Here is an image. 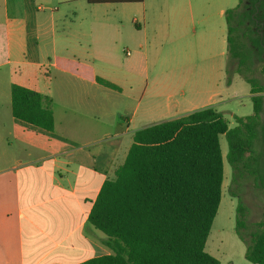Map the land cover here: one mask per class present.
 <instances>
[{
  "label": "crops",
  "instance_id": "obj_1",
  "mask_svg": "<svg viewBox=\"0 0 264 264\" xmlns=\"http://www.w3.org/2000/svg\"><path fill=\"white\" fill-rule=\"evenodd\" d=\"M38 1L1 0L0 5V264H83L111 254L106 236L89 223V215L104 182L115 178L127 156L122 142L108 140L102 130L111 122L106 106L111 91L130 113L140 102L136 82L164 49L173 50L174 57L179 51L193 54L220 75L228 60L231 70L235 62L228 52L225 14L233 8L232 0H143L135 3L140 8L128 22L117 20L124 13L120 9L107 11L101 29L91 22L114 45L105 52L95 45L98 33L89 35L85 45L75 44L72 29L55 16L58 9L47 16ZM118 42L127 57L131 50L139 56L128 63L119 91L100 84L97 78L107 77L95 67L111 62ZM185 59H173L170 63L178 65L170 71L197 61ZM51 70L54 77H68L73 88L54 91ZM13 85L51 99L52 132L15 119ZM57 98L66 109L61 127L54 109ZM91 123L97 136L85 129Z\"/></svg>",
  "mask_w": 264,
  "mask_h": 264
},
{
  "label": "trees",
  "instance_id": "obj_2",
  "mask_svg": "<svg viewBox=\"0 0 264 264\" xmlns=\"http://www.w3.org/2000/svg\"><path fill=\"white\" fill-rule=\"evenodd\" d=\"M225 14L229 55L251 71L264 59V0H238ZM90 5L135 4L143 0H86ZM263 33H260L259 31ZM251 85L254 115L236 117L237 126L213 108L136 131L115 178L104 182L89 215L101 231L110 255L83 264H220L206 252L225 180L220 136L228 144L227 162L234 179L256 175L251 163L264 113V85L244 75ZM105 87L117 86L97 78ZM49 97L13 85L15 119L46 132L55 129ZM261 174L262 169L260 170ZM258 175V174H257ZM264 183L263 175H259ZM237 198V231L247 242L246 260L264 264V221L249 239L247 208Z\"/></svg>",
  "mask_w": 264,
  "mask_h": 264
},
{
  "label": "rangeland",
  "instance_id": "obj_3",
  "mask_svg": "<svg viewBox=\"0 0 264 264\" xmlns=\"http://www.w3.org/2000/svg\"><path fill=\"white\" fill-rule=\"evenodd\" d=\"M231 4V7L235 8L239 1L232 0ZM36 5L44 7L46 12L44 14L47 16H50L51 9H58L55 11L58 12L55 16L64 19L65 26L72 29L75 44L81 42L85 45L89 40L87 38L89 35L98 33L99 37L95 45L103 47L104 52L106 47H110V45L114 47V45L108 41V34L102 35L99 31L97 32L91 22L101 29L100 26L106 22V12L114 9L124 12L116 17L117 20L125 19L128 22L140 8L135 4L90 5L86 0H39ZM65 16L66 18H64ZM80 32L82 33L80 34ZM259 32L263 33L261 30ZM103 37L107 40L104 41ZM115 49V56L111 57V62H99L95 64V67L99 73L107 77L106 81L115 84L119 91L123 87L128 63L135 59L139 60V56H136L131 50L132 55L127 57L126 48L120 42ZM153 51L155 54L157 53L156 50ZM172 51L161 50L160 59L154 62L155 65L149 64L147 75L141 76L140 80L136 82L134 92L140 102L131 108L130 113L126 112V106L118 93L111 91L109 95V102L106 106L108 112L112 113L109 119L111 122L107 129L102 130L109 134L108 140L122 142L124 148L122 152L125 155L133 144V134L136 131L171 121L176 117H184L202 109L215 108L228 121L229 128L232 129L237 126L236 117L245 119L254 115V102L250 94L251 85L244 75L255 78L264 85V59L257 61L251 71L242 69V73L237 72L241 70L237 60L233 59L235 64L231 70H229L230 65L227 60V65L224 64L225 74L220 75V71L213 72L211 66L199 63V58L195 55L179 51L174 57ZM181 55L186 56L184 60L186 63L196 59L197 61L170 71L175 65H178L170 62H173V59L179 60ZM197 63L198 65H196ZM69 66L73 69L72 64ZM54 72L51 70L53 75L51 88L53 87L54 91L73 88V82L69 81L68 77L63 79L54 77ZM128 92L126 90L127 94ZM56 104L54 109L61 127V125H66L64 119L66 109L60 103L59 98H57ZM131 119L133 120L131 121ZM78 126L80 125L76 124L74 129L78 130ZM262 126H264V113ZM85 129L91 131L92 137L98 135L99 131H96L92 123ZM126 132V135L122 134ZM220 143L224 157L225 180L222 201L206 244V252L216 258L220 264H251L245 258L247 242L239 236L237 231L239 202L233 195L238 196L247 208L245 217L247 228L243 233L249 239L250 234L257 229L256 224L264 221V183L259 176L263 175L264 179V127L259 129V138L253 147L252 154L254 159V163H251L252 169L256 170L258 175L244 173L234 179L232 168L226 159L228 144L225 135L220 136ZM123 156L121 155V157ZM261 169L263 174L260 172Z\"/></svg>",
  "mask_w": 264,
  "mask_h": 264
}]
</instances>
